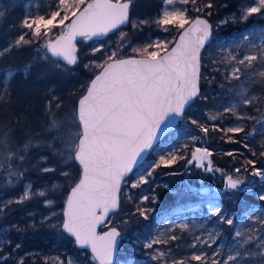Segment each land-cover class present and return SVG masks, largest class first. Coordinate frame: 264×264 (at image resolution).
<instances>
[{
  "label": "snow or ice",
  "instance_id": "1",
  "mask_svg": "<svg viewBox=\"0 0 264 264\" xmlns=\"http://www.w3.org/2000/svg\"><path fill=\"white\" fill-rule=\"evenodd\" d=\"M163 3L166 7L158 18L152 21L130 19L133 0H54L51 5H45L43 0H40L36 11L27 13L21 21V29L28 31H22L18 38L0 48L2 60L13 50H19L43 39L45 42L41 48L45 50V59L48 53L61 58L66 64L58 60L53 67L66 71L67 65H75L78 62L74 43L78 36L91 40L94 37L106 36L128 23H131L134 29L155 23L165 32L170 28L179 31V39L174 38V46L170 50L168 46L173 41L160 39L143 48H134V52L144 53L139 59L119 57L118 51L124 46L127 38V34L121 32L117 50L108 54L103 63L90 60L84 65L85 68L99 69V72L86 87L82 85L84 92L71 112L70 120L57 118L56 109L61 107L60 103H55L53 107V101L57 97L53 96L47 102L45 112L48 122L43 132L50 135L51 140L34 137L30 130L25 129L23 141L13 150L10 142H14L15 129L0 126V170H3L0 173V189H10L23 180L28 169H21L20 165L27 162L33 149L51 150L53 156L58 157L66 168L78 163V182H75L66 199V207L62 213L63 221L59 225L49 226L59 227L70 234L79 247L90 248L92 260L98 261L99 264H113L118 247L117 238L121 233L116 227H112L103 235H97V225L102 224L105 217L119 207L121 184L127 183L126 176L133 173L134 168L139 165L143 153L152 148L160 134L174 126L177 117L183 116L186 106H190L200 95L201 49L214 39L212 25L207 19L197 16L193 20L188 16L189 10L186 6L197 5V0H163ZM82 5L84 7L80 10ZM204 7L211 8V0ZM195 11L199 13L203 9L196 7ZM2 15L3 13H0V16ZM254 16L264 18V0H252L248 6L243 7L239 20L246 22ZM231 19L236 22L237 17L233 15ZM227 22L226 19L220 23ZM54 29L58 30V34L53 39ZM29 35L31 39L26 38ZM237 39L247 48L248 54L241 58L232 49L221 47L220 58L214 63L224 67L225 79L229 82L240 81L241 76L245 75L251 83H264V25L254 26L240 33ZM233 43L235 44V41ZM103 47L101 44L100 47L93 48L92 53L100 52ZM31 67L32 64L27 63L0 68V102H5V97L10 96L12 79L18 73H22L26 79ZM239 88V104L252 105L259 102V98L250 95L244 84ZM239 104L225 107L223 113L210 115L209 119L216 120L221 115L231 113L236 117L237 126L224 131L232 134L242 133L244 128L239 122L254 118L241 115L237 111ZM191 124L196 125L205 134L209 132L208 127L199 124L195 119L191 120ZM53 132L57 135H52ZM253 132L247 133V136H252ZM192 139L198 137L193 136ZM229 139L231 140L232 136H229ZM56 143H60L62 147L56 148ZM244 147L247 148L248 145L245 144ZM211 155L207 148H198L193 153V159L197 161V166L204 168L206 172L222 174L223 189L218 190L205 203L209 219L216 217L220 223L233 228L231 251L222 253L221 248L217 247L210 256L201 250L199 254L193 253L190 257L176 259L170 258L168 251L156 248L151 258L160 264H191L192 261L199 264H250L251 258L256 257L257 260L251 264H264V209L250 208L244 212L242 219L249 222L246 230H241L235 225V214H226L220 201L236 199L237 193L246 191L247 189L242 187L245 179L239 176V168L235 169V178L231 174H224L219 168H214L209 159ZM260 155L264 156V152ZM47 159L46 156H40V161L46 162ZM183 159V156H177L174 152L161 155L157 162L149 165L150 170H144L137 176L131 187L138 188L146 184L155 169L161 166L169 167ZM14 161L19 164L14 166ZM187 163L191 164L192 160ZM247 164L252 166L251 176L264 179V169L256 167L254 160H248ZM38 165L39 161L32 167L38 168L42 173L56 171L53 167ZM61 175L71 182L70 172H62ZM248 183L251 185L252 181ZM55 188L57 185H52V189ZM35 197L43 198L45 207L51 208L55 204L54 200L47 198L46 190H34L33 184L28 182L19 196L8 199L0 197V220L5 217L6 209L13 204H23ZM149 198L145 195L142 200L147 201ZM259 200L264 202V194L259 195ZM136 211L147 220V213L151 209L137 207ZM29 215L32 216L33 213ZM56 215L52 212L49 216H44L41 224ZM11 228L18 232L23 231L19 225H12ZM172 228L191 230L188 223L174 224L166 232L152 238L145 247L153 249L154 245H168L170 241L177 240L176 235L170 234ZM7 235L8 229H0V264H7L13 256V252L4 251L5 245H11V241L6 239ZM219 235V232H208L203 238L196 236L192 247L196 248L198 242L211 248L217 243ZM20 247V244L15 245V249ZM16 264H24V257H19ZM66 264H75V261L69 257Z\"/></svg>",
  "mask_w": 264,
  "mask_h": 264
},
{
  "label": "trees",
  "instance_id": "2",
  "mask_svg": "<svg viewBox=\"0 0 264 264\" xmlns=\"http://www.w3.org/2000/svg\"><path fill=\"white\" fill-rule=\"evenodd\" d=\"M36 1L0 0V13H3L0 16V48L6 47L10 42L18 38L22 31H28L27 29H21L20 24L27 13L36 11ZM38 1L40 2V0ZM250 1L252 0H211L212 7L203 8L204 11L201 15L206 16L211 22L214 39L206 45L201 54L200 95L186 110L184 126L172 130L165 135L152 149L148 157H157L159 153L171 151L173 147L172 140L170 139L186 133L189 135L194 134L198 137V139L191 140L189 145L200 144L202 145L200 148L207 147L208 150H213V166L224 171V174L231 170L233 171L236 167L243 166L248 161L247 157L255 159V166L264 169V156L260 155L261 152H264V130L258 129L253 132V126L264 117V83H251L245 75L241 76L240 81L229 82L225 79L224 67L218 63H214V61L220 58L221 47L232 49L235 54L242 58L248 50L237 37L240 33L254 26L264 25V18L259 16L251 17L246 22L239 20L242 8L251 3ZM204 2L203 6L209 0H205ZM132 5L133 8L131 6L132 10L130 9L131 20L150 19L155 21L161 14V0L159 2L158 0H133ZM209 12L211 15H208ZM233 15L237 17L236 22H233L231 19ZM226 19L227 23H220ZM121 31L127 34V38L124 46L118 51L120 58L131 55H144L142 52H134L133 49L143 48L153 43L155 36L166 34L162 27L157 26L155 23L143 25L139 29H134L132 24L128 23L125 27L109 35L110 38H113L116 46ZM178 34L179 31H176L172 39L173 43L174 38L176 39ZM26 38L31 39L32 37L29 35ZM234 41L235 44L233 43ZM43 43L42 39L35 41L33 44L26 45L19 50H13L9 55L0 60V68L7 66L14 67L27 63L32 64L31 71L26 79L22 73H18L12 79L10 96L5 97V102H0V123L9 121L11 125L19 124L23 128L29 129L32 123L31 118L35 114L33 105H39L38 108L44 111L49 101L47 100V95H50L49 92L44 97L41 95L43 93L42 87L46 84L54 83V81L55 84H58V87L53 92L58 91L60 88L65 89L68 91L67 97L64 98L65 101H76L75 98L78 95L81 96L84 92L82 85L86 87L88 82L99 71V69L94 67L90 69L85 68L84 65L88 64L90 60H95L96 63H103L105 57L113 51L109 48H102L98 53L82 54L80 56V46H87L89 49H93V42L82 38L77 41L79 55L77 64L67 65L66 71L68 74L64 71V75L61 74V77L58 78L56 77L57 74L53 76V66L58 60L53 59L49 54H47V59H45V50L41 48ZM236 45L240 46L237 47ZM56 72L60 74L61 71L57 69ZM35 75H38L39 79H35ZM45 81L46 83H44ZM33 82L38 85V92L36 94L31 92L27 97L22 98V87ZM241 84H244L248 88L250 95H255L259 98L258 103L252 105L239 104L237 92L240 91L239 86ZM232 104H239L237 111L240 114L254 118L240 121L244 128V132L242 133L232 134L224 131L237 123L236 117L231 113L221 115L216 120L209 119L210 115L223 113L224 108ZM192 119L208 127L209 132L205 134L200 131L196 125L191 124ZM263 122L264 120L260 126L264 124ZM249 132H253V135L244 136V133ZM15 134L22 136V130H17ZM229 136H232L231 140ZM245 144L248 145L247 148L244 147ZM179 147V156H183L184 159L178 160L176 164L169 167L161 166L157 168L155 171L156 176L154 178L150 177V181L143 184L141 189L139 187L132 188L130 183L122 186L120 210L114 214V216L119 217L114 226H117L121 231L117 260L123 259L128 261L130 259L151 258L153 250L157 246H162L168 250V245L172 247V250H168V252L174 253L176 256L184 255L185 252H200L201 250L210 256L217 247L221 248L222 253L231 251L233 228L227 224L220 223L216 217L206 220L200 219L198 222L190 221L188 223L191 227L190 231L172 228L170 234L176 235L178 239L170 241L168 245H154L153 249L145 247L149 237H156L161 232H166L171 228V223L166 220L172 217L175 210H172L173 207L182 204V201H185L184 203L193 201L199 204L196 200L188 201L190 198L193 199L195 197L194 193L198 190V187H201L200 191L204 190L202 193H205L210 187L217 189L215 185L223 186V179H219L221 172H206L202 167H197V161L192 158L191 160H194L192 169L189 168L188 172H183L189 165L187 163L188 155H182L184 154L183 147ZM228 153H232V155H228ZM13 163L14 166L19 164L18 161H14ZM20 167L21 169L25 168L22 164ZM2 171L0 170V172ZM134 172L129 175L130 180L133 178ZM26 174L34 176L36 173L35 170L28 169ZM159 180H162L163 183L158 182ZM73 184L71 181V186ZM71 186L65 190L67 195ZM263 186L264 181L263 185H257L251 190L237 193L236 199H222L220 201L226 214H235L234 223L241 230H246L249 223L242 219L244 212L250 208L260 210L259 206H264V202L260 201L258 196ZM151 192H155L156 199H152L154 196L150 194ZM142 194H147L150 197L149 200L146 202L141 200ZM143 204L148 207L147 209H151L147 213V220L136 211L137 207H141ZM124 221L128 223H124ZM242 225L243 227H241ZM107 227H110L109 224H106L103 228ZM36 229L27 232L19 239H12L11 245L4 246V251L13 252V255H17L18 258L23 256L24 264H54L52 257L57 254L65 255L66 251L75 254L79 259V264H98V262L92 260V255L87 249L79 248L75 244L74 238L61 228L52 232L47 231L45 227ZM207 230L220 233L217 243L209 248L197 242V247L193 248L194 238L201 233H205ZM64 233L67 236L66 239H62ZM16 244H20L21 247L15 249ZM256 260V257H252L250 264ZM154 262L156 263V261ZM157 262L160 263L159 261Z\"/></svg>",
  "mask_w": 264,
  "mask_h": 264
},
{
  "label": "rangeland",
  "instance_id": "3",
  "mask_svg": "<svg viewBox=\"0 0 264 264\" xmlns=\"http://www.w3.org/2000/svg\"><path fill=\"white\" fill-rule=\"evenodd\" d=\"M88 1H90V0H86V2H88ZM204 1L205 0H197V5L194 6L192 4H189L186 6L189 10L188 16L190 19H193L197 15H201V13L204 11V9H203L204 6L202 5L205 3ZM158 2H159V0H158ZM250 2H252V1H250ZM38 3H39V1L37 0L36 4H38ZM43 3L45 5H51L54 3V0H43ZM157 4H159V3H157ZM177 6H179V5H177ZM165 7H166V5H164L163 0H161V11H160V13H162V11ZM196 7L202 8L203 11L199 12V13L196 12L195 11ZM132 8H133V5H132ZM132 8H130V9L132 10ZM121 28H123V27H121ZM121 28H119L118 30H120ZM118 30H116V31H118ZM176 31H178V30H176L174 28H170V30L167 31L165 35L155 36L154 41H156L157 39L164 40V41H172ZM121 32H123V31H121ZM56 34H58V30L54 29L53 35H52L53 39L55 38ZM42 42H45V41L42 39ZM90 42H93V45H92L93 48L100 47V45L103 44V46H104L103 48H106V49L109 48L113 51L117 50V48H115L117 46L113 42V38H110L109 36H107L106 38H102V39L93 38L90 40ZM171 46H172V44H169L168 47L170 48ZM151 50H153V49H150L149 51H151ZM82 54H84V55L92 54V49H89L87 46H80L79 55L81 56ZM246 54H248V52ZM56 71H57V69L54 68L53 69V72H54L53 76H55V74H57L56 77L59 78V77H61V74L64 75L63 74L64 71H61L60 74L57 73ZM65 73L68 74L67 71H65ZM35 77H36L35 79H39L38 75H35ZM52 77H50V78H52ZM52 80H54V79H52ZM44 83H46V81ZM57 85L58 84H55V81H54V83L44 85L42 87L43 93H41V95L44 97V96H46V93L49 92L50 95H47V98H48L47 100H51L53 96L57 97V99L55 101H53V107H54L55 103L61 104V107L59 109H56L57 118L68 121V120H70V114L73 111L75 105L77 104L80 96L78 95L75 98L76 101L70 100L69 102H67L64 99L67 97L66 96L67 92H68L67 90L60 88L58 91L53 92V90L56 89V87H58ZM38 89H39L38 85H36L35 82L22 87V98L27 97L29 95V93H31V92H33V94H36L38 92ZM38 106L33 105V109L35 110V114L31 118L32 123H31V126L29 127L28 130L31 131V133L33 134L34 137H38L42 140H51V136L46 135L43 132V128L46 127L47 122H48L47 121V114L45 112V109H44V111H42V110H40V108H38ZM241 115H244V114H241ZM263 120L261 119V120L257 121V123L253 126V129H255V131L258 129L264 130V124H262V126H260L261 122ZM239 125L242 126V123L239 122ZM0 126H3L5 128H7V127L13 128V129H15V132L17 130L18 131L22 130V136H18L15 134L14 142H10L11 148L15 149L16 148L15 146H18V144L23 141L24 131L26 128H23L19 124L18 125H11L9 121L1 122ZM68 126L71 127L70 124ZM235 126H237V123H235V125L231 126V127H235ZM52 135H57V133L53 132ZM193 136H195V135L194 134L189 135L186 133L185 134L182 133L180 135H177L175 138L170 136V137H172V139H170V140H172V147H173L172 150L169 152L159 153L157 157L146 158V160L136 169V172H134L133 178L131 180L129 179V177L126 179L127 183H130V185H131L132 183H134L136 181L137 176L142 171L150 170L149 165L157 162L161 155H166L167 153H173L174 152L177 156H179V150H180L179 146L183 147L184 154H182V155H184V156L188 155V160H191V158H193V153L196 151V149H198L202 146L200 144H195L193 146L189 145L190 141L193 140L192 139ZM244 136L248 137L247 133H244ZM176 145H177V147H176ZM55 147L60 148V147H62V145L60 143H56ZM209 152L212 153L213 150L210 149ZM41 155L48 157L46 162L40 161ZM247 159L248 160H254L256 162L255 159H252L250 157H247ZM38 161H39L38 167H53L56 169V171L50 172V173L39 172L38 168L32 167V165L37 164ZM193 164H194V160H192V163L189 164L188 167L183 172H188L189 168L192 169ZM22 165L27 169L35 170L36 174L34 176H29L28 174H25V177L23 178V180H21L20 183H18L15 187H12L10 189H0V197H2L4 199L15 198V197L19 196L20 194H22V192L24 190V185L28 182H31L33 184L34 190L35 189L46 190L47 191V198L54 200L55 204L51 208L45 207L43 204V198L35 197L29 201H25L23 204H13L9 209H6L5 217L2 220H0V229H8V235H7L6 239H8L10 241L12 239H19L22 236H24L27 232L32 231V230H37L36 228H39V227H42V228L45 227V228H47V231H50V232L57 231L59 229V227H50L49 225H59L62 223V221H63V214L62 213L64 210L65 201L67 198V194H66L65 190L67 187L71 186V182L69 181V179H66L64 176L61 175V173L62 172H70L72 174L71 175V181L74 184H75V182H77V180L79 178V165H78V163L74 164L72 167H67V168L63 167L59 158L54 157L52 151L47 149V148H37V149L31 150L29 153V158H28L27 162L23 163ZM237 168H239L241 170L239 173V176L241 178L245 179V183L252 181L249 190H251L254 186L263 185L264 179H262L260 177L251 176V174H250L252 171L251 165L244 163L243 166L236 167L235 169H237ZM235 169L233 171L231 170V171L227 172L226 174H231L234 177H236L237 174L235 173ZM155 171H156V169H155ZM155 171L153 172V174L151 176L152 178H154L156 176ZM2 172H0V173H2ZM0 178H2V177H0ZM219 179H223L222 174L219 175ZM148 181H150V178L148 179ZM158 182L163 183L162 180H159ZM127 183H124L123 186H125ZM52 185H57V188L52 189ZM142 187H143V185H141L139 188L141 189ZM200 188L201 187H198V190L195 191V193H194L195 197L193 199L190 198L188 200V201L196 200L199 202V204L197 203V205H193L191 207H188L189 209L188 208L175 209L172 217L171 218L169 217L166 220L167 222L171 223V227L174 224L189 223L190 221L191 222H198L200 219H204V220L208 219V211H207V205H206L205 201H207L210 197L214 196L219 189H214L213 187H210L209 190H207L205 193H202L200 191ZM128 189H129V187H128ZM150 194L155 197V192H151ZM261 194H264V186L262 187L258 196ZM145 195H147V194H142L141 200H142V197ZM143 201H145V200H143ZM184 202L185 201H182V203H184ZM141 207L145 208V209L148 208L145 204H143ZM259 207H260L259 209L264 208V206H262V205H260ZM52 212H55L57 215L52 217L49 221L45 222L44 224H41L43 217L49 216L50 213H52ZM29 213H33V215L30 216ZM118 218L119 217H116L113 214L109 218L107 225L109 224V226H112V225L114 226ZM12 225H19L23 229V231H19V232L16 231L14 228H11ZM31 225H35V227H31ZM208 232H213V231L207 230V231H205V233H201L198 236H201L203 238L204 236L207 235ZM66 237L67 236L64 233V236L62 235V239H66ZM152 238H154V237L153 236L149 237L147 242H149ZM11 243H12V241H11ZM156 248H160V249L165 250V251L172 250V247L170 245H168V247H167L168 250L164 249V247H162V246H157ZM193 253L199 254V252H197V251L185 252V254L184 255L182 254L181 256H176L174 253H170V258H172V257H174L176 259L187 258V257H190ZM69 257L73 258V260L75 261V264H79V259L77 258V256L75 254L68 252V251H66L65 255H63V254L54 255L52 257V261L54 264H66V261ZM17 259H18V256L13 255L7 261V264H16ZM133 262H134V264H160L157 261L155 263L154 261H152L151 258L130 259L128 261L123 260V259H119V260H116L115 264H133ZM191 264H199V262L192 261Z\"/></svg>",
  "mask_w": 264,
  "mask_h": 264
},
{
  "label": "water",
  "instance_id": "4",
  "mask_svg": "<svg viewBox=\"0 0 264 264\" xmlns=\"http://www.w3.org/2000/svg\"><path fill=\"white\" fill-rule=\"evenodd\" d=\"M88 2H90V1H88ZM113 2H115V0H113ZM83 7L84 6H82L81 7V9L80 10H82L83 9ZM197 16H200L201 18H203V19H207V17L206 16H204V15H197ZM196 16V17H197ZM196 17H194L193 18V20L196 18ZM208 20V19H207ZM208 22H209V24H211V22L208 20ZM127 24H125V25H121L119 28H121V27H124V26H126ZM212 25V24H211ZM116 30H114L113 32H115ZM213 31V30H212ZM113 32H110V33H108L106 36H101V37H94V38H96V39H102V38H106L107 36H109L110 34H112ZM83 37H76V40H75V46H76V54H77V57H78V60H79V55H78V45H77V41L78 40H80V39H82ZM179 39V34L177 35V38H176V40H178ZM209 43V42H208ZM208 43H206L205 44V46H204V48L203 49H201V54H202V51L205 49V47H206V45L208 44ZM172 46H174V44L172 45ZM171 46V47H172ZM171 47L169 48V50L171 49ZM49 54V56L50 57H52L53 59H56V60H61V58H58V57H53V56H51V54L50 53H48ZM143 56V55H142ZM142 56H135V55H131V56H125V57H121V58H129V57H132V58H137V59H139V58H142ZM61 62H63L62 60H61ZM63 63H65L66 64V62H63ZM99 72V71H98ZM98 74V73H97ZM200 77H201V67H200ZM94 78V77H93ZM92 78V79H93ZM199 87H200V83H199ZM200 90H201V87H200ZM196 99V98H195ZM194 99V100H195ZM193 100V101H194ZM192 101V102H193ZM192 102H191V104H192ZM190 104V105H191ZM189 108V106H186V108H185V111H184V113H183V116L182 117H177V119H176V121H175V124H174V126H172V127H170V128H168L164 133H162V134H160L159 136H158V139L156 140V141H154V143H153V146H152V148H150V149H148V150H146L144 153H143V155H142V159L140 160V163H139V165L138 166H136L135 168H134V171L146 160V158L148 157V155H149V153L152 151V149L159 143V141L165 136V135H167L170 131H172V130H175V129H179V128H181V127H183V121H184V116H185V112H186V110ZM203 148H207V147H202V148H200V149H203ZM208 149V148H207ZM209 151V150H208ZM209 159L212 161V164H213V159H212V155H211V157H209ZM205 164H206V162H205ZM196 166H197V163H196ZM198 167V166H197ZM203 170H204V168H203ZM133 171V172H134ZM213 173V172H212ZM131 173H129L127 176H126V178L125 179H127L128 177H129V175H130ZM235 178V177H234ZM215 181V180H214ZM77 182H78V180H77ZM123 182H122V184H121V188H122V186H123ZM215 184H216V182H215ZM75 186V184L72 186V187H74ZM71 187V188H72ZM215 187L217 188V189H219V190H221V189H223V186L222 187H220V186H217V185H215ZM242 187H244V188H246L247 190H249V188H250V185H249V183H245ZM71 188H70V190H69V192H68V195H70V193H71ZM121 188H120V192H119V198H120V193H121ZM204 191V190H203ZM68 195H67V197H68ZM67 199V198H66ZM197 204V202H193V201H190V202H187V203H182V204H179V205H176L175 207H173L172 208V210H174V209H180V208H188V207H190V206H192V205H196ZM120 206H121V198L119 199V207L116 209V210H113L112 212H110L109 213V215L107 216V217H105V219H104V222L102 223V224H99V225H97V227H96V233H97V235H103V233H105V232H107V231H109L112 227H116L117 228V230L121 233V231H120V229L117 227V226H110V227H108V228H103L107 223H108V221H109V218L113 215V214H115V213H117L119 210H120ZM66 207V201H65V206H64V208ZM97 214L99 215V211L97 212ZM164 216V215H163ZM65 232V231H64ZM67 233V232H66ZM68 234V233H67ZM68 235H70V234H68ZM71 236V235H70ZM72 237V236H71ZM72 238H74V237H72ZM120 239H121V236L120 237H118L117 238V240H118V247H117V253H116V255L113 257V264H115L116 263V260H117V255H118V253H119V249H120ZM75 240V239H74ZM78 246V245H77ZM79 247V246H78ZM79 248H81V247H79ZM85 249H87L90 253H91V249L90 248H85ZM91 255H92V253H91ZM91 258H92V256H91ZM98 262V261H97ZM98 264H99V262H98Z\"/></svg>",
  "mask_w": 264,
  "mask_h": 264
},
{
  "label": "flooded vegetation",
  "instance_id": "5",
  "mask_svg": "<svg viewBox=\"0 0 264 264\" xmlns=\"http://www.w3.org/2000/svg\"><path fill=\"white\" fill-rule=\"evenodd\" d=\"M193 159V158H192Z\"/></svg>",
  "mask_w": 264,
  "mask_h": 264
}]
</instances>
